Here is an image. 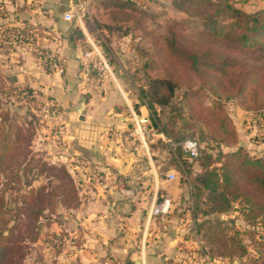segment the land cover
I'll return each instance as SVG.
<instances>
[{
	"label": "rangeland",
	"instance_id": "rangeland-1",
	"mask_svg": "<svg viewBox=\"0 0 264 264\" xmlns=\"http://www.w3.org/2000/svg\"><path fill=\"white\" fill-rule=\"evenodd\" d=\"M115 1L89 0L88 13L84 18L85 30L98 40L97 45L103 50L121 89L126 92V97L135 96L141 104L151 103L156 110L154 118L164 133L154 128L152 116L149 117L148 127H153L157 134L162 133L169 139H176L173 151L169 154V161L173 162L169 168L176 173L179 184L185 186L186 181V166L181 158L180 144L189 137L198 138L202 154L215 156L219 152L226 153L241 147L252 157H263L264 44L241 48L229 42L218 47L202 33L203 19L200 15L178 9L173 6V0H134L135 3L130 2L131 8L120 7ZM242 1L245 3L248 0ZM67 7L68 0H0V72L13 79L16 85H29L33 88L35 92L33 101H30V109L39 118L40 124L32 143L33 150L40 152L49 163L65 165L70 172V159L74 152L84 151L86 148L76 139L72 140L62 134L61 125L55 123L54 118L58 108L48 99L47 93L40 90L42 83L39 76V70L46 73L48 80L49 73L53 71L66 74L63 62V71L60 72L58 63L54 65L44 54H50L54 58L58 56L48 46L53 38L46 31L52 28L51 19L58 21L54 14L63 13ZM246 7L249 9L250 6L247 4ZM44 11L48 12V21L43 22V18L40 19L39 16L45 15ZM231 20L233 19L218 18V21L225 23ZM71 21L75 23L74 20ZM75 25L77 29L81 28L78 24ZM172 34L180 47L200 50L209 45L215 50L221 48L237 60L234 73L210 88L204 81L202 72H191L181 56H175L166 49L165 40ZM3 35H9L10 40L3 42ZM84 44V51L90 49L89 43ZM147 60H151V66H146ZM241 68L243 72H250L248 78L240 73ZM83 71L84 78L98 81L90 69L88 72ZM208 75L217 76L213 72ZM151 78L174 82V94L168 103H155L160 97L155 89H149ZM106 82L119 90L112 78L100 83ZM243 86L246 88L241 91ZM163 93H167V90L163 89ZM218 94L223 95L221 101H224V105L214 102ZM148 114L150 115L149 109ZM132 124L133 122L130 126ZM47 175L38 176L33 182L34 188H43L45 196L51 191ZM79 199L80 195L76 191L69 203L62 202L60 195L49 200V211L46 210L45 218L41 219L38 239L27 245L22 264H69L72 239L68 231L76 226ZM216 217L223 221L233 218L234 224L225 226L215 223L211 227H204L207 242L203 246L206 248L203 249L200 245L199 252L212 250L215 254L233 256L240 251L237 245L240 243L245 253L257 252L264 257L257 237L252 234L254 231L238 209L231 208L228 214L214 215L213 220L218 222ZM210 258L207 264H238L236 260L215 258L216 261H213Z\"/></svg>",
	"mask_w": 264,
	"mask_h": 264
},
{
	"label": "crops",
	"instance_id": "crops-1",
	"mask_svg": "<svg viewBox=\"0 0 264 264\" xmlns=\"http://www.w3.org/2000/svg\"><path fill=\"white\" fill-rule=\"evenodd\" d=\"M242 3L236 0L235 5L246 12L264 8V0ZM44 13L39 16L43 22L48 21V12ZM63 13L54 14L58 21L51 19L52 28L46 31L53 38L48 46L58 56H44L54 65L63 62L66 74L53 71L48 80L39 70V76L40 90L58 108L54 118L62 134L89 149L74 152L70 159L80 199L76 226L68 231L72 239L69 264H207L198 250L201 241L189 231L187 187L179 184L177 176L166 177L173 171L169 168L172 143L155 132L146 149L127 135L130 111L149 115L147 107L135 96L126 97L117 79L119 90L109 82L83 77L90 63L82 56L84 43L90 41L85 30L65 20ZM79 103H83L81 114L75 112ZM160 194H168L173 201L172 212L165 218L150 216Z\"/></svg>",
	"mask_w": 264,
	"mask_h": 264
},
{
	"label": "trees",
	"instance_id": "trees-1",
	"mask_svg": "<svg viewBox=\"0 0 264 264\" xmlns=\"http://www.w3.org/2000/svg\"><path fill=\"white\" fill-rule=\"evenodd\" d=\"M133 1L115 2L120 7L131 8L130 2L135 3ZM235 2L236 0H173V6L186 13L200 15L203 19L202 33L218 47L229 42L241 48L264 44V8L246 12L237 7ZM219 17L233 20L225 23L218 21ZM78 33L82 36L79 30ZM3 37V42L10 40L9 35ZM165 47L171 54L181 56L191 72H202L203 79L210 88L228 79L238 64L234 57L221 48L215 50L209 45L200 50L180 47L176 44L174 34L165 40ZM145 64L151 66V60H147ZM212 72L217 76L208 75ZM240 73L247 78L250 76V72H243V68ZM151 79L149 89H155L160 97L155 103H168L174 94V82L169 79ZM13 82V79L0 72V264H22L27 245L38 239L41 219L45 218V211H49V200L60 195L62 202L69 203L78 192L76 181L65 165L49 163L40 152L33 150L32 143L40 127L39 118L30 109L35 91L29 85L21 87ZM245 88L243 86L241 91ZM163 89L167 93H163ZM222 96L218 94L214 102L224 105ZM142 104L150 110L148 117L152 116L154 128L164 133L154 118L156 110L152 104ZM189 138L199 142L195 136ZM169 140L174 148L176 139ZM180 154L186 166L185 185L189 198L185 208L192 220L189 231L199 238L200 247L206 248L203 246L207 242L204 227H211L215 223L233 226V218L223 221L216 217L218 222L213 220L214 215L228 214L232 208L238 209L264 251V156L252 157L241 147L226 153L219 152L215 156L202 154L200 142L198 155L191 162L184 158L182 150ZM194 165L200 170L195 171ZM43 174H48L47 177L50 178L48 184L51 191L47 196L43 194L42 187H33L34 180ZM237 245L240 251L233 256L215 254L212 250L202 251L200 254L207 258L210 256V259L236 260L238 264H264L261 253H245L241 244Z\"/></svg>",
	"mask_w": 264,
	"mask_h": 264
},
{
	"label": "built area",
	"instance_id": "built-area-1",
	"mask_svg": "<svg viewBox=\"0 0 264 264\" xmlns=\"http://www.w3.org/2000/svg\"><path fill=\"white\" fill-rule=\"evenodd\" d=\"M88 3L89 0H68V7L63 13V18L65 20H74L79 27L85 30L84 18L88 13ZM86 32V30H85ZM86 37L90 41V49L83 52V58L90 60L87 65L85 72L90 69L94 76L99 82L108 81L109 78L114 80V72L100 47L97 45L98 40L88 35L86 32ZM59 71H63L62 63L58 64ZM132 118V126L128 127L127 135L138 139L144 148L147 149L148 143L152 139L153 134L156 132L153 127H148L149 117L148 115H139L133 109L130 111ZM181 150L183 152L184 158L191 162L194 157L198 155L199 142L196 139L188 138L181 143ZM167 179H174L176 173L170 171L166 174ZM173 209V201L168 194H160L158 199L154 202L150 210V216L165 218L168 216Z\"/></svg>",
	"mask_w": 264,
	"mask_h": 264
},
{
	"label": "water",
	"instance_id": "water-1",
	"mask_svg": "<svg viewBox=\"0 0 264 264\" xmlns=\"http://www.w3.org/2000/svg\"><path fill=\"white\" fill-rule=\"evenodd\" d=\"M82 107H83V103H79V104H78V107H77L76 110H75V112L78 113V114H81V112H82ZM137 263L140 264L139 261H138Z\"/></svg>",
	"mask_w": 264,
	"mask_h": 264
},
{
	"label": "bare ground",
	"instance_id": "bare-ground-1",
	"mask_svg": "<svg viewBox=\"0 0 264 264\" xmlns=\"http://www.w3.org/2000/svg\"><path fill=\"white\" fill-rule=\"evenodd\" d=\"M116 80V78L114 77V81Z\"/></svg>",
	"mask_w": 264,
	"mask_h": 264
}]
</instances>
